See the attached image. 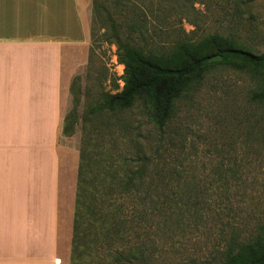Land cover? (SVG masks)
<instances>
[{"label": "rangeland", "instance_id": "rangeland-1", "mask_svg": "<svg viewBox=\"0 0 264 264\" xmlns=\"http://www.w3.org/2000/svg\"><path fill=\"white\" fill-rule=\"evenodd\" d=\"M154 1L146 0L149 43L220 33L264 54V0ZM128 2L103 0L97 12L92 7L90 62L65 101L61 142L115 156L142 148L150 153L160 145L164 159L180 163L179 176L195 186L182 222L169 221L149 238L145 264H224L234 240L249 241L264 225V105L252 99L264 73L216 63L195 92L177 100L165 130L151 122L145 104L136 103L115 112V124L99 131L103 95L124 85L118 47L106 37L114 26L129 23ZM171 168L165 166L162 180L155 176L153 185L175 187Z\"/></svg>", "mask_w": 264, "mask_h": 264}, {"label": "trees", "instance_id": "trees-1", "mask_svg": "<svg viewBox=\"0 0 264 264\" xmlns=\"http://www.w3.org/2000/svg\"><path fill=\"white\" fill-rule=\"evenodd\" d=\"M102 1L93 0L94 11L102 7ZM126 6L132 16L129 23L114 26L106 37L118 47L119 62L125 66L124 85L103 95L98 106L104 114L99 131L115 124V112L129 110L136 103L145 104L151 122L165 130L177 100L195 92L216 63L264 73V54L220 33L194 40L180 28L185 35L168 44L149 43L146 37L152 31L146 0H129ZM252 99L264 105V79ZM103 150L92 155L80 147L70 264H145L149 238L169 221L180 224L184 219L180 216L190 211L189 192L195 183L179 176L180 163L164 159L160 145L150 153L142 148L131 155L115 156ZM167 165L172 167L168 174L175 187L153 185L155 176L162 180ZM131 235L136 238L130 240ZM224 264H264V225L251 240H234Z\"/></svg>", "mask_w": 264, "mask_h": 264}, {"label": "crops", "instance_id": "crops-1", "mask_svg": "<svg viewBox=\"0 0 264 264\" xmlns=\"http://www.w3.org/2000/svg\"><path fill=\"white\" fill-rule=\"evenodd\" d=\"M92 7L0 0V264H70L80 148L61 137Z\"/></svg>", "mask_w": 264, "mask_h": 264}]
</instances>
